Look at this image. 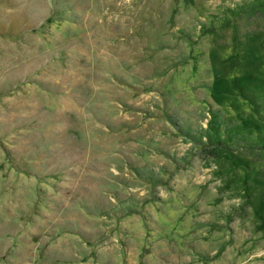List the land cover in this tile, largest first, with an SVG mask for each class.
Wrapping results in <instances>:
<instances>
[{
  "label": "rangeland",
  "instance_id": "obj_1",
  "mask_svg": "<svg viewBox=\"0 0 264 264\" xmlns=\"http://www.w3.org/2000/svg\"><path fill=\"white\" fill-rule=\"evenodd\" d=\"M0 264H264V0H0Z\"/></svg>",
  "mask_w": 264,
  "mask_h": 264
}]
</instances>
